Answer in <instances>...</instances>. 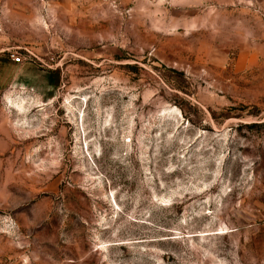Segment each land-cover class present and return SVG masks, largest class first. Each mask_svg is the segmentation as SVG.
<instances>
[{"label":"rangeland","instance_id":"1","mask_svg":"<svg viewBox=\"0 0 264 264\" xmlns=\"http://www.w3.org/2000/svg\"><path fill=\"white\" fill-rule=\"evenodd\" d=\"M0 264H264V0H0Z\"/></svg>","mask_w":264,"mask_h":264},{"label":"built area","instance_id":"2","mask_svg":"<svg viewBox=\"0 0 264 264\" xmlns=\"http://www.w3.org/2000/svg\"><path fill=\"white\" fill-rule=\"evenodd\" d=\"M12 60H14V61L17 62V63L20 62V58H19V57H12Z\"/></svg>","mask_w":264,"mask_h":264}]
</instances>
